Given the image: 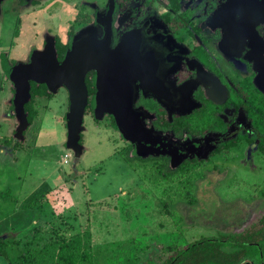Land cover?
<instances>
[{
	"label": "rangeland",
	"instance_id": "obj_1",
	"mask_svg": "<svg viewBox=\"0 0 264 264\" xmlns=\"http://www.w3.org/2000/svg\"><path fill=\"white\" fill-rule=\"evenodd\" d=\"M12 2L0 0V67L2 55L6 66L26 65L50 40L69 47L78 35L68 32L78 15L70 7L76 8L75 0H55L33 13L24 8L19 31L16 12L8 10ZM145 37L144 46L175 44L165 34ZM6 76L0 69V241L8 243L7 256L0 243V264H27L21 259L26 244L40 250L80 234L92 264H156V255L171 244L238 233L264 212V200L257 198L264 193V157L244 143L215 154L217 138H209V147L188 162L197 163L195 169L162 181L156 167L166 155H136L110 115L96 112L94 97L85 96L76 155L67 147V90L38 99V117L28 125L25 115H15L16 88ZM240 131L234 122L229 138ZM123 156L136 159L128 164Z\"/></svg>",
	"mask_w": 264,
	"mask_h": 264
},
{
	"label": "flooded vegetation",
	"instance_id": "obj_2",
	"mask_svg": "<svg viewBox=\"0 0 264 264\" xmlns=\"http://www.w3.org/2000/svg\"><path fill=\"white\" fill-rule=\"evenodd\" d=\"M41 1L13 0L7 9L16 12L18 31L24 26L20 14L24 8L30 6L33 13L55 0ZM113 3L108 21L110 0H75L76 8L70 7L78 15L68 23V32L74 30L79 34L92 29L102 40L110 31V48L114 50L124 34L139 31L137 39L141 44L130 45L139 48L136 58L143 67L138 71L140 78L131 80L136 91L133 107L143 111L147 129L172 141L168 150L181 158L179 165L194 160V155L207 149L209 138L218 139L211 153H227L244 143L247 149H255V154L264 157L259 150L264 145V134L249 117L250 113L257 114L259 100L264 99V0H113ZM157 33L168 35L175 44L143 45L145 36ZM70 46L54 40L58 62ZM59 48L65 49L60 60ZM6 62L2 55L0 69L5 75L6 68L17 64L10 61V66H6ZM97 74V71L89 74L93 93L87 95L94 99L98 94ZM160 99L175 102L177 109H167ZM202 115L216 117L220 124L203 126L199 119ZM110 120L115 124L111 115ZM234 122H240L242 131L229 138ZM222 146L230 148L217 152ZM170 158L160 157L159 165L165 162L168 167ZM167 167L162 168V173L167 172ZM257 198L264 200V193ZM1 241L3 254L7 256L8 243Z\"/></svg>",
	"mask_w": 264,
	"mask_h": 264
},
{
	"label": "water",
	"instance_id": "obj_3",
	"mask_svg": "<svg viewBox=\"0 0 264 264\" xmlns=\"http://www.w3.org/2000/svg\"><path fill=\"white\" fill-rule=\"evenodd\" d=\"M113 7V0H110L108 21ZM138 33L139 31L133 30L124 34L116 49L112 50L109 42L110 31L99 40L93 36L92 29H86L74 38L61 62L56 60L54 44L50 40L42 52L32 54L28 64L6 68V75L16 88L13 104L15 105L17 99V118L23 120V108L29 100L30 82L44 84L50 93H55L60 87L65 88L71 104L69 113L65 116L68 129L67 147L72 148L77 155L80 152L77 143L79 123L87 94L84 78L88 71L94 70L98 72V94L94 103L96 112L112 116L116 128L133 144L136 155H168L172 165L178 163L181 158L168 150L173 145L172 141L147 129L143 123V111L133 107L136 91L131 80L139 79L138 71L143 68L136 58L140 53L139 48L131 47L141 44V40L137 39ZM126 54L132 56L127 58ZM160 102L169 110L177 109L173 101L160 99Z\"/></svg>",
	"mask_w": 264,
	"mask_h": 264
},
{
	"label": "trees",
	"instance_id": "obj_4",
	"mask_svg": "<svg viewBox=\"0 0 264 264\" xmlns=\"http://www.w3.org/2000/svg\"><path fill=\"white\" fill-rule=\"evenodd\" d=\"M65 49L57 50V59L60 60ZM85 87L87 94L93 93L91 75L85 77ZM50 92L44 84L30 83L29 100L24 105L23 112L28 125L38 117L36 103L38 99L51 98ZM257 114L250 113L252 124L264 134V99H260ZM203 126L210 124H220L216 117L202 115L199 117ZM215 121V122H214ZM262 142V141H261ZM230 146H222L217 148V152L227 151ZM125 152L129 154L131 147L127 146ZM259 150L264 153V145H260ZM126 163L130 164L135 157L129 158L123 156ZM167 167V163L156 167L157 174H162L161 180L167 181L170 177L178 174L180 177L187 172L195 169L197 163H183L174 170H168L162 173V168ZM190 179H186L188 185ZM81 234L75 235L73 238L60 237L56 241H50L40 250L30 249L26 244L25 254L21 256L27 264H92L89 252L84 244H82ZM28 255L31 256L27 261ZM165 256V258H163ZM48 259L49 262L47 261ZM156 264H243L256 263L264 264V214L259 219L243 228L242 231L234 234H222L217 237H201L194 241L188 242L183 246L171 244L162 250L160 255H156ZM149 264H155L153 260Z\"/></svg>",
	"mask_w": 264,
	"mask_h": 264
},
{
	"label": "built area",
	"instance_id": "obj_5",
	"mask_svg": "<svg viewBox=\"0 0 264 264\" xmlns=\"http://www.w3.org/2000/svg\"><path fill=\"white\" fill-rule=\"evenodd\" d=\"M64 162L66 163L67 161H66V160H64Z\"/></svg>",
	"mask_w": 264,
	"mask_h": 264
}]
</instances>
